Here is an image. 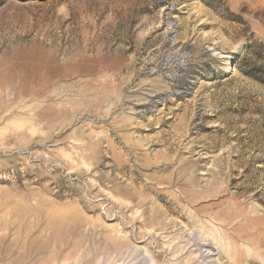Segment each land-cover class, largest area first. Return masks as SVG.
<instances>
[{"label":"rangeland","instance_id":"rangeland-1","mask_svg":"<svg viewBox=\"0 0 264 264\" xmlns=\"http://www.w3.org/2000/svg\"><path fill=\"white\" fill-rule=\"evenodd\" d=\"M0 264H264V0H0Z\"/></svg>","mask_w":264,"mask_h":264}]
</instances>
